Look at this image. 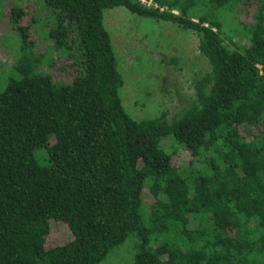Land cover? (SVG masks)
Listing matches in <instances>:
<instances>
[{
	"label": "trees",
	"instance_id": "obj_1",
	"mask_svg": "<svg viewBox=\"0 0 264 264\" xmlns=\"http://www.w3.org/2000/svg\"><path fill=\"white\" fill-rule=\"evenodd\" d=\"M153 1L168 9L44 0L46 50L30 36L36 15L23 23L25 8H11L20 38L0 76V264H103L132 235L130 264H264V0L230 31L221 16L242 0ZM116 7L197 34L207 69L174 118L126 110L104 21ZM54 55L70 61L69 80L43 71ZM53 220L73 238L46 245Z\"/></svg>",
	"mask_w": 264,
	"mask_h": 264
},
{
	"label": "rangeland",
	"instance_id": "obj_2",
	"mask_svg": "<svg viewBox=\"0 0 264 264\" xmlns=\"http://www.w3.org/2000/svg\"><path fill=\"white\" fill-rule=\"evenodd\" d=\"M236 4L233 11L223 12L221 16L227 31L234 28V21L237 19L249 23L253 19L255 0H242ZM14 6L25 8L23 23L31 15H36V23L30 36L38 43L37 47L46 50L51 45L45 29L54 24V18L46 13L44 0H0V76L18 53L20 36H17L8 18ZM104 21L111 33L124 76L120 94L132 117L152 118L167 111L172 119L193 102L195 95L191 78L207 69L198 48V36L194 31L179 28L170 21L142 19L124 7L106 10ZM236 34L233 40L240 42V35L243 34ZM230 36L231 33L224 35L225 38ZM226 42L229 40L226 39ZM53 59V65H45L43 71H50L58 79L69 80L72 76L70 61L57 58L56 55ZM145 199L150 201L149 195ZM51 228L46 245L62 244L73 238L70 229L62 222L53 220ZM134 239L136 237L133 235L128 237L110 253L103 264H130Z\"/></svg>",
	"mask_w": 264,
	"mask_h": 264
},
{
	"label": "built area",
	"instance_id": "obj_3",
	"mask_svg": "<svg viewBox=\"0 0 264 264\" xmlns=\"http://www.w3.org/2000/svg\"><path fill=\"white\" fill-rule=\"evenodd\" d=\"M140 2L143 5H146L148 7L159 8L161 11H166L168 9L166 7H160V6H158V4L155 3L153 0H140ZM172 12L175 13V14H178V12L176 10H173Z\"/></svg>",
	"mask_w": 264,
	"mask_h": 264
}]
</instances>
